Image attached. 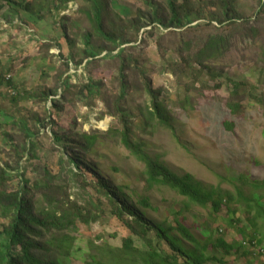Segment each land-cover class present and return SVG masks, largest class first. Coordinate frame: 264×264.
I'll return each mask as SVG.
<instances>
[{
    "label": "rangeland",
    "instance_id": "374dc122",
    "mask_svg": "<svg viewBox=\"0 0 264 264\" xmlns=\"http://www.w3.org/2000/svg\"><path fill=\"white\" fill-rule=\"evenodd\" d=\"M31 1L35 4L37 0ZM43 1V9L39 10L38 4L34 5V9L31 7L32 10H39V13L44 10L43 14L50 16L40 22L39 20L38 22L33 21L36 22L34 23L36 29L46 26L38 34L33 33L28 27L21 31L14 28L15 21L19 18L15 8L4 7L0 12V59H2L5 69L10 70L15 78L12 86L0 85V166L3 167L7 163L10 166L14 165L15 145L8 138V135H13V130L11 129L12 125L6 124L7 113L20 110L23 113H17V117L25 118L33 112H42L44 104H39L30 98L28 92L32 90L35 94L38 92L37 90L52 91L58 87V82L52 80L58 67L55 64L56 59L52 62L53 58H50L45 52L38 55L36 39L54 42L55 45L59 40L61 41L59 25L66 24L62 19L65 15L75 16L71 19L68 30L70 35L78 34L75 40H78L79 43L85 26L88 28V24L84 20V12H80L84 0H56L55 7H50L48 0ZM111 1L113 7L126 17L135 15L138 8H142V13L151 11L152 14L157 12L164 18L170 16L165 0H151V6L146 5V0ZM199 1L179 0L180 4L185 2V6H188L189 10ZM88 4L90 5V3ZM240 4L236 14L229 15L230 18L235 17V19L228 20L217 12V4L209 3L205 12H202L201 9L195 11L198 20L193 25L198 23L205 25L214 19L213 24L220 28H205L202 32H222L221 30H224L230 35L232 49L228 53V58L224 60L223 68L235 81L246 83L241 87L242 90L246 91L248 88L247 92L254 95L259 92L263 94L264 85L261 87L259 84L262 65L259 60L260 57L264 59V12L259 14L258 0H240ZM39 13L37 14L40 15ZM29 17L30 15H27L26 19ZM246 19H251L250 23L257 31H260L259 35L247 33L241 21ZM32 20H36V17L33 16ZM144 21L140 26L138 41L134 43V45H139L137 48L139 51L132 53L133 58L139 63V66L142 65L150 70L154 69L155 84L153 87L160 89L161 99L165 101V105L174 118V131L157 122H154L147 132H143L138 127L137 120L140 109L148 111L150 97L142 89L143 84L134 75L127 74L130 89L126 92L124 106L132 114V121L135 123V136L145 142L146 152L149 156L173 173L179 176L192 175L207 191L218 190V192L230 193L231 201L226 203L223 211L216 213L210 206L200 207L167 186L149 188L145 182L144 163L140 162L122 144L120 121L108 111L111 106L103 98L96 99L93 104H89V100L76 98L77 105L66 102L63 105L62 113L56 114L57 111H55L53 117L65 130L72 129L78 139H81L83 133L87 135L96 133L97 141L90 156L96 164L98 173L107 178L111 185L119 187L129 203L155 224L169 230L175 228L179 222L188 228L200 244L197 246L186 240H181L186 249L203 252L207 258L213 259L212 262L208 260V264H220V261L224 264H264V216L259 213V206L262 207L261 211H264V108L255 101L244 98L241 102L243 108L241 113L233 114L228 107L229 95L226 89L228 85H224L221 89L213 87L203 89V86L209 83V76L206 73L200 74L199 80L193 86L196 89L189 93V102L186 106H182V101L185 99L184 86L178 87L175 76L166 70L170 61L177 62L180 57L172 50L165 55L158 53L157 36L152 33V31L156 32L159 39L172 38L173 34L170 31L173 29L170 28L172 22L166 23V26L157 23L155 24L157 27H151V24ZM219 21L223 22L225 27L221 26ZM18 22L20 23V21ZM46 23L52 24L46 25ZM20 24L23 25L22 22ZM186 29L184 27V30L180 31V35H184ZM29 34L32 37H29ZM123 37L124 39L128 38L125 34ZM143 38H146V44H142ZM82 41L86 42L85 37ZM126 46H122L121 49ZM118 51L117 49L113 54H117ZM51 53L60 56L61 50L55 48ZM44 54L48 56L46 61ZM49 61L50 64H48ZM44 72H46L45 75H49L47 80H43ZM70 73L74 77L72 78L73 83H77V86L85 83L91 77L84 68H72ZM97 73H101V71L99 70ZM117 73L110 71L105 75L108 79H112L110 89L116 96L120 91L118 82L115 80ZM192 73L187 70L184 74L190 76ZM78 88L80 87L72 88L74 94ZM107 91L108 87H104L103 92ZM62 92L63 88L60 87L59 93ZM14 97L18 101L13 100ZM46 107L51 110L54 108L50 101L47 102ZM27 109L29 110L28 114ZM47 132L51 134V130ZM49 148H51L50 145ZM57 156L61 157L60 154ZM26 159L27 157L21 164V171H27L28 178L35 181L40 171H36L35 166H31L27 170L29 164ZM55 159L57 158L54 157L53 161ZM63 167L62 182H66L69 181L66 176L69 174V170L73 169L75 172L77 170L67 162H64ZM41 168L43 169V165ZM89 177L94 178L92 175ZM20 180L21 178L13 179L10 184L12 189H18ZM82 183L70 184L68 191L71 199L81 205L87 204V208L94 206L91 205L92 202L99 205L98 199H101L104 202L102 208L105 209V216L90 225H79L78 231L74 229L57 230L56 227L49 231L44 230L41 237L42 242L35 239L41 244L48 242L49 252L42 253L41 250H37L35 251L37 255H43L59 264H89L90 262L93 264V259L90 260L88 255L90 253L96 255L93 251L94 247H101L105 244L116 247L122 245V237L126 233L124 228L112 218L110 211L106 210L109 208L108 201L101 198L93 187L83 189ZM146 199L151 205L150 208H144L141 205V202ZM41 205L42 201L38 197L36 200L37 210L42 208ZM47 208L49 207L45 205L44 209ZM0 224H6L1 216ZM254 232L257 233L256 242L261 253L251 252L242 245L244 241L251 239ZM64 234L73 237V246L69 251L58 247L59 244L62 247L66 245L63 243ZM170 234L180 239L178 231L173 230ZM210 235L213 240L224 238L232 246V249L226 252L214 248L208 244L210 239L207 237ZM205 245H208V248L203 250L202 247Z\"/></svg>",
    "mask_w": 264,
    "mask_h": 264
},
{
    "label": "trees",
    "instance_id": "16d2710c",
    "mask_svg": "<svg viewBox=\"0 0 264 264\" xmlns=\"http://www.w3.org/2000/svg\"><path fill=\"white\" fill-rule=\"evenodd\" d=\"M258 1L259 14H261L264 12V0ZM112 3L111 0H84L80 12H84V20L87 22L88 28L85 26V31L81 34V44L75 40L78 34L70 35L68 30L74 15L62 17L66 24L59 25V33L62 38L57 42V46L53 44L54 42L36 39L38 55L45 52L50 58H53L52 62L56 59L55 64L58 67L52 80L58 82V87L52 91L37 90L38 92L35 94L32 90L28 92L30 98L39 104H44L42 112H33L25 118L17 117V113H23L20 110L7 113L6 124L12 125L11 129L13 130V135H8V138L14 142L15 146L14 165L10 166L7 163L4 167L0 166V216L6 222L5 225L0 224V264H59L35 253L37 250H41L42 253L49 252L48 242L41 244L35 238L42 242L43 231H49L54 227L57 230L74 229L78 231L79 225H90L105 216V209L102 208L103 200L98 199L99 205L92 202L91 205L94 206L87 208V204L81 205L71 199L68 190L70 184L74 182L76 184L83 182L81 185L83 189L93 187L101 198L106 199L109 204V208L106 210L110 211L112 218L124 228L126 233L122 237L120 247L108 244L94 247L93 251L96 255L91 253L88 255L90 260L93 259V264H208V260L213 261V259L207 258L203 252L191 251L184 247L181 240H186L197 246L200 243L181 223L178 222L173 229L165 230L164 227L155 224L154 221L147 219L145 215L137 211L136 207L130 204L127 197L122 194L119 187L111 185L107 178L98 173L96 164L90 156L97 141L96 133L92 135L83 133L81 139H78L72 129L65 130L55 120L53 112L57 111L56 114H61L66 102L77 105L76 98L89 100V104H93L96 99L103 98L111 106L108 111L120 121L122 144L140 162L144 163L145 182L149 188L167 186L190 202L203 208L210 206L214 212L221 213L226 207V203L231 201L230 193L218 192V190L207 191L192 175L179 176L149 156L146 152L145 142L135 136V123L132 121V114L126 110L124 102L126 92L130 89L127 74H131L143 84L142 89L150 97L148 111L140 109L137 120L138 127L143 132H147V129L157 122L174 131V118L165 105V101L161 99L160 89L153 87L155 84L154 69L150 70L142 65L139 66L132 54L139 51L137 50L139 45H134V43L138 41L141 23L146 19L144 22L151 24V27H157L155 25L157 23L166 26V23L172 22V27H170L173 28L170 29L173 34L172 38L159 39L156 32L152 31V33L157 36L158 53L165 55L172 50L180 57L177 62L170 61L166 70L175 76L178 87L184 86L185 99L182 101V106H186L189 102V93L196 89L193 86L199 80L200 74L206 73L209 76V83L204 85L203 89L210 87L221 89L224 85H228L226 87L229 95L228 107L233 114L241 113L243 109L241 102L244 98L253 100L264 108V93L259 92L254 95L247 92L248 88L246 91L242 90L241 87L246 83L235 81L223 68L224 60L228 58V53L232 49L230 35L224 30L203 33L205 28H220L213 24L214 19L205 25L200 23L193 25L198 20L195 11L201 9L202 12H205L209 3L217 4V12L228 20L235 19V17L230 18L229 15L236 14L241 5L240 0H200L190 10L188 6H185V2L180 4L179 0H165L170 14L167 18L161 17L157 12L155 14H152L151 11L142 13V8H138L135 15L126 17L121 15ZM37 4L40 6L39 10L44 8L43 0H37L35 4L31 0H25L24 3L15 0H0V12L5 6L15 8L22 22L33 30V33L38 34L46 26L43 28L37 26V30L34 26L36 22L33 21L38 22L39 20L40 22L50 16L43 14L44 10L39 13V10L31 9V7L34 9V5ZM48 5L55 7L56 0H48ZM146 5L151 6L152 1L146 0ZM26 15H30V17L26 19ZM33 16L36 17V20H32ZM241 21L249 35L260 34V31H257L250 23L251 19ZM219 22L221 26L225 27L223 22ZM184 27L187 29L184 35H180V31L184 30ZM14 28L18 31L25 30L21 24H16ZM124 34L128 36L127 39H124ZM84 37L86 42L82 41ZM142 40V44L147 43L146 38ZM122 46L126 47L121 49ZM55 48L61 50L60 56L51 53ZM117 49L118 53L113 54ZM47 55L44 56L45 61L48 58ZM259 62L262 64L259 83L262 87L264 85V59L260 57ZM50 63L49 61L48 64ZM72 68H84L86 73L91 76L90 79L77 86V83H73L72 78L74 77L70 73ZM99 70L101 73H97ZM130 70L132 71L130 72ZM187 70L193 73L190 76L184 74ZM110 71L118 72L117 77L115 76L118 89H120L117 96L110 89L112 79L105 76ZM45 74L46 72H44ZM48 78L49 75H45L43 80ZM14 79L12 72L5 69L2 59H0V85L12 86ZM60 87L63 88L61 94L59 93ZM73 87H80L75 94L72 91ZM104 87H108L107 92H103ZM72 96H74L73 99ZM13 100L18 101L16 97ZM48 101L52 102L54 107L52 110L46 107ZM26 112L28 114L29 110L27 109ZM49 130H51V134L47 132ZM57 154H60L61 157ZM25 157L29 164L27 170L31 166H35L36 171H40L35 181L28 178L27 171H21V164ZM54 157L57 158L55 161H53ZM64 158L67 160L65 161ZM64 162L73 165L77 170L76 172L73 169L69 170V174L66 175L69 181L66 182H62ZM41 165H43V169ZM89 175L94 178L91 179ZM15 178H21L18 189H12L10 185ZM38 197L42 201V208L37 210L36 200ZM45 205L49 208L44 209ZM141 205L144 208L151 207L147 199L143 200ZM261 210L262 207L259 206V213L264 216V211ZM173 230L178 231L180 239L170 234ZM252 235L249 239L250 242L256 241L257 233L254 232ZM211 236L207 237L210 239L208 244L214 248L226 252L232 249V246L224 238L213 240ZM72 241L73 237L64 234L63 243L66 245L62 247L59 244L58 247L69 251L73 246ZM207 246L202 247L203 250H206ZM219 263L224 264L222 261Z\"/></svg>",
    "mask_w": 264,
    "mask_h": 264
},
{
    "label": "clouds",
    "instance_id": "9594fccd",
    "mask_svg": "<svg viewBox=\"0 0 264 264\" xmlns=\"http://www.w3.org/2000/svg\"><path fill=\"white\" fill-rule=\"evenodd\" d=\"M15 1H18V2H22V3H24V1H19V0H15ZM28 1H30V0H28ZM6 7H10V6H5V8ZM11 8V7H10ZM27 16V15H26ZM25 16V17H26ZM15 21V20H14ZM18 21H20V23L22 22V20L21 19H19L18 18V20L17 21H15V24H20ZM23 23V22H22ZM22 25V24H21ZM25 29H26V27H28V26H26L24 23H23V25H22ZM29 28V27H28ZM30 29V28H29ZM31 30V29H30ZM32 32H33V30H31ZM31 36V34H29V37ZM242 245L244 246V247H247L251 252H256V253H261L262 251H261V249L259 248L258 249V245H257V242L256 241H252V242H250V240L248 239V240H246V241H244L243 243H242ZM254 255H256L255 253H254Z\"/></svg>",
    "mask_w": 264,
    "mask_h": 264
}]
</instances>
